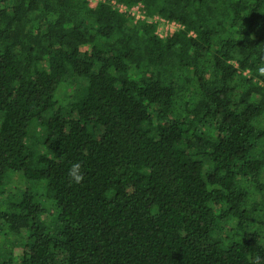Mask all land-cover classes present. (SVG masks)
<instances>
[{"label":"trees","instance_id":"16d2710c","mask_svg":"<svg viewBox=\"0 0 264 264\" xmlns=\"http://www.w3.org/2000/svg\"><path fill=\"white\" fill-rule=\"evenodd\" d=\"M109 1L0 0V264H264V0Z\"/></svg>","mask_w":264,"mask_h":264},{"label":"built area","instance_id":"2783aa9c","mask_svg":"<svg viewBox=\"0 0 264 264\" xmlns=\"http://www.w3.org/2000/svg\"><path fill=\"white\" fill-rule=\"evenodd\" d=\"M89 7L96 6L99 2H102V0H86ZM109 5L113 11H115L118 14H125L128 15L130 18L133 19V22L137 21H147V22H154L157 23V35L159 38H165L166 36L172 34L177 29H181L182 27L174 22H169L164 19L153 17V18H147L141 4H135L132 6H126L123 3L116 2L115 0H110ZM190 35H192L190 33Z\"/></svg>","mask_w":264,"mask_h":264},{"label":"rangeland","instance_id":"374dc122","mask_svg":"<svg viewBox=\"0 0 264 264\" xmlns=\"http://www.w3.org/2000/svg\"><path fill=\"white\" fill-rule=\"evenodd\" d=\"M63 93H64V95H66L67 97H69L73 93V91H70L69 92L67 89H64L63 90ZM61 95H62V93H61ZM60 99H62V98H60ZM61 103H66V99L63 98V100H61ZM37 132H38V130H36V132L33 133V137L34 136H37L39 134ZM11 186H14L16 188H23L24 187V182H23V180L21 178L14 177L12 179V181H11ZM26 186H28V185H26ZM42 205L45 208V206L47 205V203L45 202V204H44V202H42Z\"/></svg>","mask_w":264,"mask_h":264},{"label":"clouds","instance_id":"9594fccd","mask_svg":"<svg viewBox=\"0 0 264 264\" xmlns=\"http://www.w3.org/2000/svg\"><path fill=\"white\" fill-rule=\"evenodd\" d=\"M264 72V69H261ZM69 178L76 183H80L83 180V174L81 172V165L79 163L73 165L72 169L69 170ZM257 264L259 261L257 260Z\"/></svg>","mask_w":264,"mask_h":264}]
</instances>
